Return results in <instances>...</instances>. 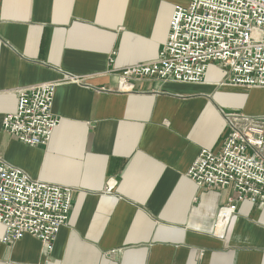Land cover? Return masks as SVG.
Listing matches in <instances>:
<instances>
[{
    "label": "crops",
    "instance_id": "0c3cea01",
    "mask_svg": "<svg viewBox=\"0 0 264 264\" xmlns=\"http://www.w3.org/2000/svg\"><path fill=\"white\" fill-rule=\"evenodd\" d=\"M190 1L0 0V157L73 190L52 252L25 236L0 242V264H264V205L239 203L216 237L236 194L186 177L201 149L220 151L226 115H238V131L264 129V88L231 87L210 64L200 84L145 79L112 92L122 69L157 59L175 7ZM43 83L56 84L59 125L31 147L2 120L20 91Z\"/></svg>",
    "mask_w": 264,
    "mask_h": 264
},
{
    "label": "built area",
    "instance_id": "2783aa9c",
    "mask_svg": "<svg viewBox=\"0 0 264 264\" xmlns=\"http://www.w3.org/2000/svg\"><path fill=\"white\" fill-rule=\"evenodd\" d=\"M210 64L227 70L231 87L264 88V0H191L175 7L157 59L122 69L112 92L128 94L134 82L145 79L200 84ZM65 79L79 83L76 77ZM55 89V83H43L20 91L15 111L3 117L2 130L24 145H47L59 125L51 113ZM237 118L225 116L220 151L201 149L186 173L197 188H231L236 194L218 211L214 234L219 238L239 203L264 205V129L238 131ZM115 186L111 183L107 191ZM72 194L69 187L32 179L0 157V242L8 245L31 236L50 254L68 221Z\"/></svg>",
    "mask_w": 264,
    "mask_h": 264
}]
</instances>
